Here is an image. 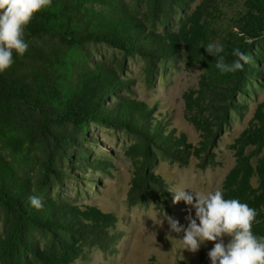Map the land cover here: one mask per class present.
Wrapping results in <instances>:
<instances>
[{"label": "rangeland", "instance_id": "obj_1", "mask_svg": "<svg viewBox=\"0 0 264 264\" xmlns=\"http://www.w3.org/2000/svg\"><path fill=\"white\" fill-rule=\"evenodd\" d=\"M116 1L145 25L147 34L164 42L173 58L166 65L158 62L154 76L148 79L145 57L124 58L120 50L103 44L92 47L128 83L129 91L116 90L107 105L126 98L142 112H149L151 132L161 131L159 137L171 155L151 149L149 173L154 180L146 187L148 191L131 197L142 161L137 148L141 136L126 127L90 126L86 134L87 150L92 153L90 168L60 163L59 181L49 197L68 205L82 223L94 225L96 236L74 244L65 258L45 257L40 264H211L207 252L213 242L190 253L176 240L183 233H172L175 239L170 241L165 238L167 221L163 227L159 223L167 213L187 225L188 206L184 201L173 204L169 189L185 188L202 195L219 189L223 193L243 147V134L251 127H264V36L254 40L240 33L248 14L247 0H172L169 14L163 2L151 12L145 2ZM209 42L223 45L226 61L233 58L235 45L240 49L245 43L252 45V56L247 53L251 61L245 65L252 68L256 81L250 79L235 90V106L222 128L216 126L211 105L223 76L215 67V57L204 49ZM244 153L254 169L264 156V145L245 146ZM252 184L257 186V177ZM36 243L43 253L48 235L37 234Z\"/></svg>", "mask_w": 264, "mask_h": 264}, {"label": "trees", "instance_id": "obj_2", "mask_svg": "<svg viewBox=\"0 0 264 264\" xmlns=\"http://www.w3.org/2000/svg\"><path fill=\"white\" fill-rule=\"evenodd\" d=\"M137 1L145 2L151 12L161 2L165 14L173 8L172 0ZM247 7L240 33L259 39L264 36V0H247ZM25 39L30 45L26 54L20 57L14 52V64L0 73V264H40L45 257L65 258L74 244L96 236L94 225L82 223L68 205L49 197L59 181L60 163L90 168L92 153L87 150L86 134L93 124L126 127L141 136L137 148L142 161L131 197L148 191L146 187L154 180L149 173L151 149L171 155L159 137L161 131L151 132L149 112H142L126 98L107 105L116 90L129 91L128 83L92 47L103 44L120 50L124 58L145 57L148 79L154 76L158 62L166 65L173 58L165 43L147 34L145 25L119 8L116 0H53L51 8L35 14ZM243 46L240 50L252 56V45ZM251 69L244 65L242 71L222 75L223 84L211 105L218 128L229 120L235 90L254 79ZM241 141L243 147L223 195L256 209L258 222H253L252 231L260 237L264 236V156L253 169L244 147L263 146L264 127H251ZM254 177L257 186L252 184ZM31 195L42 197V210L30 205ZM37 234L48 235L43 253L36 243Z\"/></svg>", "mask_w": 264, "mask_h": 264}, {"label": "clouds", "instance_id": "obj_3", "mask_svg": "<svg viewBox=\"0 0 264 264\" xmlns=\"http://www.w3.org/2000/svg\"><path fill=\"white\" fill-rule=\"evenodd\" d=\"M52 5L53 0H0V73L14 64V52L20 57L26 54L30 46L25 39L28 24L36 13ZM204 49L215 57V67L221 75L242 71L251 61V57L238 47L232 51L235 59L226 61L222 54L224 47L219 42H209ZM169 192L174 194L173 204L184 201L188 206L187 225L164 213L159 227L167 221L166 239H175L172 233H183V238L176 240L183 250L193 254L206 242H213L207 252L211 264H264V236L258 237L252 231L258 215L256 209L238 199H225L219 189L207 195L185 188L169 189ZM28 200L33 208L43 209L42 197L31 195ZM225 237L229 238L227 242Z\"/></svg>", "mask_w": 264, "mask_h": 264}]
</instances>
